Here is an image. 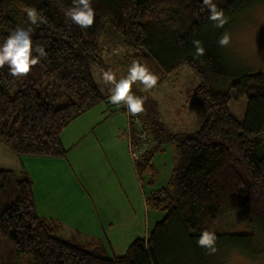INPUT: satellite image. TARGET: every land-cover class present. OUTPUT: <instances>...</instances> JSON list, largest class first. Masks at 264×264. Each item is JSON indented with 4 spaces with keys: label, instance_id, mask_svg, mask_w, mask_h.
<instances>
[{
    "label": "trees",
    "instance_id": "16d2710c",
    "mask_svg": "<svg viewBox=\"0 0 264 264\" xmlns=\"http://www.w3.org/2000/svg\"><path fill=\"white\" fill-rule=\"evenodd\" d=\"M202 2L92 0L94 23L81 29L64 15L72 0H0V42L16 26H29L26 6L35 7L48 21L31 25L33 46L42 45L47 58L21 78L12 77L7 65L0 69V141L18 157L63 158V129L109 99L93 78V67L102 66L99 40L107 24L131 49V61L139 59L158 77L156 85L186 65L197 80L195 104L206 114L198 129L183 135L167 132L157 120L148 124L149 112L138 115L152 143L134 160L138 177L144 182L148 171L146 184H153V157L167 142L174 146L175 162L166 186L150 190L146 198L147 207L163 212V218L122 255L107 256L102 244L82 240L78 232L69 240L57 237L61 225L38 214L27 172L0 168V237L12 245L0 256V264H218L215 254L222 250L248 256L264 252V73L239 75L219 91L229 74L218 52L209 49L194 56L192 41H202L206 49L205 28L211 22ZM254 3L264 0L224 3L226 24ZM164 10V16L171 12L181 20L173 39L176 52L166 55L159 53L149 31L159 27ZM53 85L62 91L64 103H55L56 94L48 90ZM241 99L245 109L237 119L228 107ZM129 133L137 145L139 130L132 122ZM237 210L251 232L215 233L213 255L197 246L204 228L210 230L221 215ZM19 256L24 258L21 263Z\"/></svg>",
    "mask_w": 264,
    "mask_h": 264
},
{
    "label": "rangeland",
    "instance_id": "374dc122",
    "mask_svg": "<svg viewBox=\"0 0 264 264\" xmlns=\"http://www.w3.org/2000/svg\"><path fill=\"white\" fill-rule=\"evenodd\" d=\"M230 1L232 0H214L220 9H222L224 3ZM167 12V10H164V14L160 17L161 21L158 28L152 29L149 27L151 38L157 42L156 48L162 55L176 52L173 39L174 34L177 33L181 26L180 18H172L171 12L164 16ZM226 25L223 28H217L214 27L211 21L208 27L205 28L206 34L204 35L207 39L205 50H216L225 65V70L229 74L221 83L219 91L228 89L232 80L239 75L264 73V3L250 5L249 8L242 11ZM224 32L230 34V44L227 47H221L217 43L218 38ZM99 43L104 49V57L101 69L93 67V78L100 91L106 94L108 93V85H105L102 80V72L111 69L116 74L117 79L121 75H126L127 68L131 63L130 56L132 51L123 44L121 37L115 33L110 24L105 26ZM196 85V78L191 70L184 65L167 76L163 82L150 91H142L143 85L139 84V82L133 85L132 91L137 96L147 97L144 103L145 110L140 115L150 113L147 118L148 124L157 120L165 127L167 132L183 135L198 129L206 115L204 109L195 104L194 90ZM212 89L214 90L213 87ZM48 90H53L56 94L54 99L56 104L64 103L63 93L56 85H53ZM49 91H46V94L50 93ZM108 100L101 102L97 107L95 106V111L93 112L104 109L105 115H108L112 111L115 115L112 113L109 118L112 117L113 120L124 121L125 123L126 115L120 111V105L111 103V106L107 107L110 103ZM228 108L235 118L241 119L244 114L245 101L244 99L237 102L231 101ZM120 133V136L126 137L128 134L126 127ZM136 138L138 147H135V149L139 153L143 148L140 138ZM28 157L32 161L26 163L27 168L31 176L38 181L39 185L37 184L36 191L41 194L45 179L52 176L56 166H52V163H41V161L47 160L45 157ZM17 158L18 156L0 141V163H4V168L17 165ZM174 162V146L171 142H167L164 144L163 151L156 153L153 157L154 178L152 185L146 184L150 173L147 171L146 175H144L146 197H148L151 189L156 190L166 186L174 167ZM2 166L0 164V168H3ZM94 167L97 173L99 168ZM27 174L31 179L28 172ZM121 176L122 179H125V189H127L128 184L136 185L135 181L129 182L126 179L125 171ZM51 183L54 184V182ZM101 185V188L106 189V195L104 196L107 203L106 210L111 212L113 223H109L104 218V209L99 207L100 202H98L92 214L85 204L86 200L83 198L84 202L79 211V216H70L66 213H63L62 216H52L51 219L61 225L60 232L56 236L69 240L74 235L73 231H77L82 240H95L102 244L107 256L122 255L134 239L145 237L148 230L163 218L164 213L150 209L147 206L143 210L141 199L140 207H138L136 193L140 192L141 195V187L138 185L139 192L136 191L134 193L132 190L125 192V194L128 193V200L126 201L117 197H121V193L124 192L119 189L115 179L109 178L106 182L103 181ZM38 214L46 217L41 212H38ZM210 231L215 233L245 234L251 232V229L248 226L247 219L237 210L221 215L211 226ZM11 246L8 241L0 237V256L10 251ZM215 255V263L217 262L218 264H264V252L259 255L248 256L239 250L231 249L219 251ZM19 257V260H16L21 263L24 258L21 259L22 257ZM27 257L25 255V258Z\"/></svg>",
    "mask_w": 264,
    "mask_h": 264
},
{
    "label": "crops",
    "instance_id": "0c3cea01",
    "mask_svg": "<svg viewBox=\"0 0 264 264\" xmlns=\"http://www.w3.org/2000/svg\"><path fill=\"white\" fill-rule=\"evenodd\" d=\"M94 109L95 107L71 121L61 132L60 141L67 150L63 158H47V160L41 161V163H52V166H56L52 176L45 179L41 194L36 191L37 184L39 185L38 181L31 176L26 165L28 161H32L29 160L31 158L20 156L17 158V165L5 167V169L12 170L22 169L29 173L33 183L37 212H41L46 218L62 216L63 213L79 216L84 198L85 204L92 214L100 202L99 207L104 209V218L109 223H113L111 212L106 210L107 203L104 197L106 189L101 188L102 182H106L109 178L116 180L119 189L124 192L121 193V197H117L125 201L128 200V193L125 194V192L128 190H132L134 193L139 192L137 185L140 186L141 195L140 192L136 193L138 207H140V199L143 210L147 206V197L144 191L145 182L138 177L131 155V152L138 153L135 149L138 146H134L130 138V118L124 109L120 111L126 115V124L124 121L109 118L113 113L111 109L108 115H105L104 109L93 112ZM113 114L115 115V113ZM124 127L128 133L126 137L120 136V131L123 132ZM0 164L4 168V163ZM94 166L99 168L97 173ZM124 171L126 172V179L129 182L135 181L136 185L128 184L127 189H125V179H122L121 176ZM76 232L73 231V234L75 235Z\"/></svg>",
    "mask_w": 264,
    "mask_h": 264
},
{
    "label": "clouds",
    "instance_id": "9594fccd",
    "mask_svg": "<svg viewBox=\"0 0 264 264\" xmlns=\"http://www.w3.org/2000/svg\"><path fill=\"white\" fill-rule=\"evenodd\" d=\"M202 5L207 9L214 27L223 28L228 22L224 10L218 8L214 0H203ZM29 22L28 27L16 26L0 42V69L8 66L9 74L14 78L25 77L31 69L40 63L41 59L47 58L48 53L45 48L36 44L33 46L31 25L47 24V18L35 7H24ZM64 15L72 23L81 29L90 28L95 19V10L92 6V0H72V6L64 9ZM217 43L221 47H227L230 44V34L224 32ZM195 49L196 58L205 54V48L202 41L194 39L192 41ZM35 53V55H34ZM102 80L108 85L109 101L114 105H124L130 116H138L144 112V103L147 97H140L133 93V85L139 82L143 85L142 91H150L158 81V77L149 69V67L139 59H133L127 68V74L121 75L117 79L116 74L108 69L102 72ZM149 147L145 145V148ZM133 159H139V153L131 152ZM217 236L215 232L204 228L198 238L197 246L206 250L208 255H213L217 251Z\"/></svg>",
    "mask_w": 264,
    "mask_h": 264
},
{
    "label": "built area",
    "instance_id": "2783aa9c",
    "mask_svg": "<svg viewBox=\"0 0 264 264\" xmlns=\"http://www.w3.org/2000/svg\"><path fill=\"white\" fill-rule=\"evenodd\" d=\"M125 108V106H124ZM125 112L127 113L126 111V108H125ZM127 116L130 118V121L136 125L137 127V130H139V138H140V143H141V146L143 149H149L151 148L152 146V143L150 142L147 134H146V130L142 128V126L140 125L139 123V119H138V116H130L128 113H127ZM145 145H148L149 147L145 148ZM133 158V157H132ZM133 160H136V159H133Z\"/></svg>",
    "mask_w": 264,
    "mask_h": 264
},
{
    "label": "bare ground",
    "instance_id": "6f19581e",
    "mask_svg": "<svg viewBox=\"0 0 264 264\" xmlns=\"http://www.w3.org/2000/svg\"><path fill=\"white\" fill-rule=\"evenodd\" d=\"M155 199H156V198H155ZM11 250H12V249H11ZM11 250H10V251H11ZM12 252H13V251H12ZM12 252H11V253H12Z\"/></svg>",
    "mask_w": 264,
    "mask_h": 264
}]
</instances>
